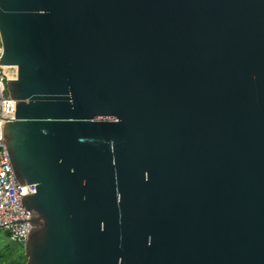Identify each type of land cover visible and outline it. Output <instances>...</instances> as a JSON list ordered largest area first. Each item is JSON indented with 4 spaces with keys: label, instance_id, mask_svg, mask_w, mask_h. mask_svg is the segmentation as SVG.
I'll list each match as a JSON object with an SVG mask.
<instances>
[{
    "label": "water",
    "instance_id": "water-1",
    "mask_svg": "<svg viewBox=\"0 0 264 264\" xmlns=\"http://www.w3.org/2000/svg\"><path fill=\"white\" fill-rule=\"evenodd\" d=\"M0 38L25 264H264V0H0Z\"/></svg>",
    "mask_w": 264,
    "mask_h": 264
},
{
    "label": "built area",
    "instance_id": "built-area-1",
    "mask_svg": "<svg viewBox=\"0 0 264 264\" xmlns=\"http://www.w3.org/2000/svg\"><path fill=\"white\" fill-rule=\"evenodd\" d=\"M7 81V72L0 68V229H6L13 242L24 245L31 231L30 222L28 220L10 222L28 217L21 196L36 192V186L35 184L20 186L15 178L5 143L2 142V122L15 120V101L10 97Z\"/></svg>",
    "mask_w": 264,
    "mask_h": 264
},
{
    "label": "rangeland",
    "instance_id": "rangeland-1",
    "mask_svg": "<svg viewBox=\"0 0 264 264\" xmlns=\"http://www.w3.org/2000/svg\"><path fill=\"white\" fill-rule=\"evenodd\" d=\"M27 256L22 243L13 242L6 229H0V264H25Z\"/></svg>",
    "mask_w": 264,
    "mask_h": 264
}]
</instances>
